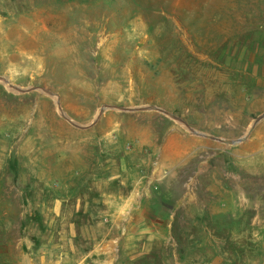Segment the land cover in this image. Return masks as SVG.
I'll use <instances>...</instances> for the list:
<instances>
[{
	"label": "rangeland",
	"instance_id": "obj_1",
	"mask_svg": "<svg viewBox=\"0 0 264 264\" xmlns=\"http://www.w3.org/2000/svg\"><path fill=\"white\" fill-rule=\"evenodd\" d=\"M0 76L80 124L158 107L238 140L264 0H0ZM0 264H264V119L236 145L156 109L80 130L0 84Z\"/></svg>",
	"mask_w": 264,
	"mask_h": 264
},
{
	"label": "water",
	"instance_id": "obj_2",
	"mask_svg": "<svg viewBox=\"0 0 264 264\" xmlns=\"http://www.w3.org/2000/svg\"><path fill=\"white\" fill-rule=\"evenodd\" d=\"M6 83H10L9 80L4 77V76H0V84H3L4 86H6ZM6 88L9 90V91H12L14 93H20V94H28V93H31V92H34V91H38L46 96H49V97H52L56 103V109L58 111V113L60 114L61 117H63L67 122H69L72 126H74L75 128L77 129H80V130H88L92 127H94L97 122L99 121V119L101 118V116L108 110H115V111H118V112H126V113H133V112H138V111H147V110H151V109H156L158 110L159 112H162L163 114L167 115L168 117L174 119V120H178L180 122V124H182L187 130H189L192 134L194 135H198V136H202V137H205V138H210L212 140H215V141H218V142H222V143H229V144H232V145H236V144H239L240 142H242L243 140H245L248 135L252 132V130L256 127V125L259 123V121L263 120L264 119V114L262 116H260L259 119L255 120L252 125L250 126L247 134L238 139V140H234V141H229V140H224L222 138H219V137H214V136H210V135H207V134H203V133H200V132H197L195 130H193L192 128H190L188 126V124L183 121L181 118H179L178 116H176L175 114H172L171 112L167 111V110H164L162 108H151V107H139V108H136V107H125V106H119V105H104L100 110L99 112L97 113V115L95 116V118L88 124H80L78 122H76L75 120H73L63 109L62 105H61V102H60V98L59 96L44 88V87H30V88H20L16 85H13L10 83V86H6Z\"/></svg>",
	"mask_w": 264,
	"mask_h": 264
},
{
	"label": "bare ground",
	"instance_id": "obj_3",
	"mask_svg": "<svg viewBox=\"0 0 264 264\" xmlns=\"http://www.w3.org/2000/svg\"><path fill=\"white\" fill-rule=\"evenodd\" d=\"M6 86H10V83H6ZM178 121V120H177Z\"/></svg>",
	"mask_w": 264,
	"mask_h": 264
}]
</instances>
